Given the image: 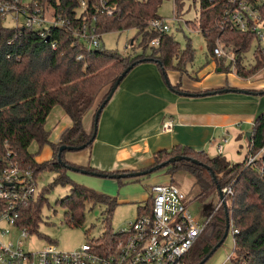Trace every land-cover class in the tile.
Masks as SVG:
<instances>
[{"label": "trees", "instance_id": "obj_1", "mask_svg": "<svg viewBox=\"0 0 264 264\" xmlns=\"http://www.w3.org/2000/svg\"><path fill=\"white\" fill-rule=\"evenodd\" d=\"M164 1L107 0V6L113 9L109 14L97 0H88L86 12L79 15L81 0H41L43 6L47 3L54 8L58 19L70 21V25L64 28H51L47 38H42L31 30L17 34L15 30L4 27L0 19V159L11 152V158L24 168L34 170L37 178L45 171L56 176L49 188L40 191L37 201L22 211V226L28 227L31 234L38 233L42 208L48 203L47 193L61 186L70 188L69 194L56 202L65 209L66 223L74 228L81 227L87 203L103 204L106 206V231L101 238L91 241L90 244L105 253L117 242L110 225L111 217L119 205L117 199L75 182L67 167L107 175L131 172L110 173L90 166H78L67 160L68 151L62 153L60 163L58 155L62 146L86 145V149L92 147L96 140L95 138L92 141L95 123L92 131L88 133L84 128V117L108 88L101 104L106 100L111 88L129 66H137L142 60H148L147 62L158 65L164 77L171 70L181 74L187 72V65L195 59L192 46L188 44L182 50L173 35L148 30L150 21L163 19L159 15V9ZM174 1L175 13L179 17L186 0ZM191 1L194 4L197 2ZM199 1L200 15L193 27L204 36L211 55L214 56V49L219 41L238 54V77L247 79L263 70L264 58L258 52L256 64L250 67L244 64L242 58V55L251 50L254 35L231 30L222 24V2L212 6L207 1ZM261 11L264 16V7ZM85 16L89 21L95 20L102 35L135 29L138 35H142L143 43H147L146 48L156 38H159L160 43L157 47H152V55L134 58L122 57L116 52L104 49L103 45L96 50H83L76 44L73 33L82 27ZM187 23L190 25L191 22ZM10 41L13 44H9ZM54 44L56 48H53ZM80 54H84L83 61L77 60ZM217 59L223 61L225 69L231 71V66L226 67L224 58ZM176 90L180 91V87ZM251 94L263 95L264 92ZM57 106L63 109L72 125L57 143H52L46 124L50 113ZM251 133L249 153L240 163H232L222 155L211 157L204 151L198 152L189 146L179 145L172 150L154 153V163L151 166L133 171H148L173 157L181 156L184 157L181 161L171 163L161 170L167 169L169 174L177 171L190 173L202 195L215 193L218 186L222 190L232 188L233 195L225 199L227 208L223 203L218 207L219 199L204 234L187 257V264L202 262L223 239L226 231V209L230 218V229L233 226L232 229L238 231L234 235L235 264H264V155L251 165L247 163L250 156L257 155L264 148V112L256 118ZM33 143H37L40 150L50 146L52 159L38 162L36 156L30 152ZM191 159L197 160V163H193ZM151 174L153 173L148 175ZM142 177L127 179L139 181ZM119 181L122 185L123 180ZM147 209L149 204L139 207L138 214Z\"/></svg>", "mask_w": 264, "mask_h": 264}, {"label": "built area", "instance_id": "obj_2", "mask_svg": "<svg viewBox=\"0 0 264 264\" xmlns=\"http://www.w3.org/2000/svg\"><path fill=\"white\" fill-rule=\"evenodd\" d=\"M97 1L109 14L113 12L107 6V0ZM204 1L212 6L222 2V24L231 30L254 35V63H247L244 54L242 58L246 66L256 64L257 52L264 58V16L261 11L264 0H256L255 3L250 0ZM48 8L49 5L43 6L41 0H0V19L3 25L4 21L10 19L11 27H4L15 30L17 34L31 30L42 38H47L51 28L70 25V21L58 19L55 10L54 20L47 21L45 13ZM87 8L88 0H81L79 15L86 12ZM175 16L180 21L176 14ZM86 17L82 27L74 31L73 36L81 49L96 50L102 46L103 35L97 29L95 20L89 21ZM148 30L170 34L172 27L164 19H160L150 21ZM159 43V38L150 42L152 47H157ZM9 44H13V41ZM53 48H56L55 44ZM214 56L230 60L229 66L236 74L238 54L218 41ZM84 59V54L77 57L78 61ZM173 128L172 121L163 124L164 133H171ZM218 152L222 155V144L218 146ZM263 153L264 148L257 155L250 156L248 165L253 164L256 157ZM151 190L152 196L146 204H149V209L138 214L127 229L114 232L117 242L105 253L96 250L90 243L72 252L61 251L54 244L36 252H28L24 249L25 241L33 234L28 227L22 226V211L37 201L40 190L34 170L21 166L11 158V152H8L0 159V264H187L188 255L204 234L211 218L196 219L188 207L186 195L174 184H154ZM222 192L225 199L233 195L232 188H225ZM221 204L220 200L218 207ZM232 227L229 234L231 232L234 237L238 231ZM234 259L235 240L234 249L226 256L223 264H235Z\"/></svg>", "mask_w": 264, "mask_h": 264}, {"label": "rangeland", "instance_id": "obj_3", "mask_svg": "<svg viewBox=\"0 0 264 264\" xmlns=\"http://www.w3.org/2000/svg\"><path fill=\"white\" fill-rule=\"evenodd\" d=\"M44 6L48 7L46 3ZM200 1L194 4L191 0H186L182 13L177 20L175 16V1L165 0L159 9V15L172 27L170 35L180 44L181 49H185L188 44L195 51V59L187 65V72L171 70V74H177L181 87L188 91H199L202 87L207 90L209 87H225L233 89L239 87L240 83L247 84L246 91L264 92V69L247 79L238 77L233 71L225 69L223 61L214 58L211 55L208 43L202 33L193 27L200 15ZM54 8L50 7L45 13L47 21H53ZM187 22H191L188 25ZM6 27H11L10 19L4 21ZM102 45L104 49L120 54L122 57L134 58L140 55L150 56L153 53L152 45L143 43L142 35H138L137 30L131 29L124 32H114L102 36ZM254 49L246 54L247 63H254ZM226 60V59H225ZM230 60H226V67ZM246 63V64H247ZM221 70V71H219ZM170 73V71H168ZM166 82V81H165ZM167 83V82H166ZM244 85V84H243ZM242 87V86H240ZM108 89V88H107ZM107 89L99 96V100ZM219 89L208 91L209 95L218 94V96L235 98L243 94L222 93ZM191 93V92H189ZM207 93V92H206ZM221 93V94H220ZM253 97V96H252ZM241 98H243L241 96ZM261 103L264 104V96H259ZM98 101V100H97ZM70 120L61 107H55L47 119L48 131L51 133V142L57 143L56 127L62 125L65 120ZM254 124L248 123L236 125V128L217 129L214 136L206 146L204 152L211 157L221 155L217 149L220 144L223 146L222 156L232 163L243 162L249 153V143L247 134L253 130ZM227 140V142H225ZM196 149V148H195ZM30 152L36 156L38 162L50 161L53 157L50 146L39 149L37 143H33ZM77 151L67 152L66 157L73 156ZM79 152V151H78ZM264 155H258L261 158ZM70 177L77 183L95 190L100 194H105L116 198L118 206L111 217L110 225L113 232H120L128 228L129 223L133 222L138 215L139 207H145L147 200L152 196L151 187L158 183H171L178 186L187 197V204L191 213L198 220L209 219L214 209L219 203L218 191L207 195H202L200 188L195 186L194 177L185 171H177L169 174L167 169L156 171L151 175L140 178L139 181L131 179H122V185L117 179L104 178L91 174H83L69 170ZM55 174L49 171L41 173L37 178L39 190L49 188L55 178ZM70 192L69 187H56L50 190L46 197L48 203L42 208V221L39 223L38 233L32 235L25 241L24 249L26 251L36 252L47 245L54 244L61 251L72 252L86 243L97 240L103 236L106 231V206L103 204L87 203L85 209V219L81 227L74 228L65 221V209L56 202L66 197ZM135 203H132L134 202ZM234 249V237L232 233L228 235L224 244L212 256L206 264H223L225 258ZM191 261V258H190ZM191 264V263H188Z\"/></svg>", "mask_w": 264, "mask_h": 264}, {"label": "crops", "instance_id": "obj_4", "mask_svg": "<svg viewBox=\"0 0 264 264\" xmlns=\"http://www.w3.org/2000/svg\"><path fill=\"white\" fill-rule=\"evenodd\" d=\"M171 73L167 72L164 77L154 62H144L133 68L103 109L92 147L72 154L67 160L110 173L138 171L151 166L154 153L161 150H172L180 145L204 151L215 130L254 124L264 112L259 98L264 94H251L245 90L248 86L244 82L233 89L209 87L203 90L201 87L199 91L187 92L181 87L177 74ZM213 89L243 95L235 98H224L216 93L209 95L213 92L208 91ZM102 98L84 117L88 133L93 129ZM168 121L174 123V128L171 133H164L163 124ZM71 125V120L66 119L55 128L56 142Z\"/></svg>", "mask_w": 264, "mask_h": 264}, {"label": "water", "instance_id": "obj_5", "mask_svg": "<svg viewBox=\"0 0 264 264\" xmlns=\"http://www.w3.org/2000/svg\"><path fill=\"white\" fill-rule=\"evenodd\" d=\"M148 60H142L141 62H147ZM160 64V63H159ZM136 64H133L131 66H129L124 72L123 74L119 77L118 81L116 82V84L111 88V91L108 95V97L106 98V100L100 105V107L97 110L96 113V117H95V128H94V135L92 138V141H94V139L97 136V124L100 118V115L103 111V109L105 108V106L107 105V103L112 99L113 95L115 94V92L117 91V89L119 88L121 82L125 79V77L133 70V68H135ZM220 71V70H219ZM184 96H188L187 93H181ZM247 139L249 142H251L252 140V133H248L247 134ZM86 150V145H82L80 147H68V146H62L60 148V152L58 155L59 158V162L61 163V155L64 151H68V152H72V151H83ZM184 157L181 156H176L173 157L172 159H170L168 162H165L163 164L157 165L156 167L151 168L148 171H139V172H131V173H120V174H97V173H89L87 170L84 169H79L77 167H67L65 164H63V166H66L68 168V170H72L75 172H81L83 174H91L94 176H100V177H104V178H111V179H127V178H133V177H142V176H146L150 173H154L157 170H161L162 168L166 167L167 165L171 164V163H175V162H179L183 159ZM187 160H189V158H186ZM191 161L193 163H197V160L191 159ZM218 194H219V199L222 201L223 205L225 206V208H227L226 202H225V196L222 192V189L218 186L217 188ZM229 230H230V218L228 216V211L226 209V231L224 234L223 239L216 245V247L213 249V251L211 252V254L205 258L202 262H200L199 264H206L207 261L210 259V257L216 253L218 251V249H220L222 247V245L224 244L225 240L227 239L228 235H229Z\"/></svg>", "mask_w": 264, "mask_h": 264}]
</instances>
